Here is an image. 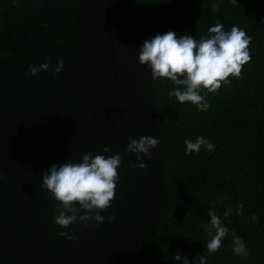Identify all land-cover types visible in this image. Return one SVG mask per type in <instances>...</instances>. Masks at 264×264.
Wrapping results in <instances>:
<instances>
[{"label":"trees","instance_id":"16d2710c","mask_svg":"<svg viewBox=\"0 0 264 264\" xmlns=\"http://www.w3.org/2000/svg\"><path fill=\"white\" fill-rule=\"evenodd\" d=\"M262 18L264 0H0V264H182L177 253L193 264L207 254L208 210L249 255L237 256L229 235L207 264H264ZM217 22L253 38L252 59L200 111L168 96L177 86L152 79L139 47L168 31L198 40ZM58 59V74H27ZM142 135L159 147L133 170L128 138ZM201 135L215 150L186 154L184 141ZM85 153L123 158L116 199L101 213L116 218L62 229L43 173Z\"/></svg>","mask_w":264,"mask_h":264},{"label":"clouds","instance_id":"9594fccd","mask_svg":"<svg viewBox=\"0 0 264 264\" xmlns=\"http://www.w3.org/2000/svg\"><path fill=\"white\" fill-rule=\"evenodd\" d=\"M236 0H233L235 3ZM212 11L219 10V5L212 4ZM264 23V18L261 19ZM252 37L245 30L235 25L225 30L222 23L217 22L207 29V35L194 39L192 35L177 36L175 32L157 33L150 40H145L139 47V63L146 65L154 81H171L175 87L168 92V96L175 97L181 104L190 102L200 111H207L210 107L208 95L217 94L221 85L229 86L234 79H242L243 66L252 59L250 44ZM64 62L58 59L53 66L50 61L40 65H29V75H37L41 71L52 69L54 74L63 70ZM126 151L135 153L138 163L130 164L133 170L139 167L146 169L143 158L151 159L153 148L159 147V140L142 135L138 139L128 138ZM186 154H199L202 148L209 153L215 150V144L204 136H198L195 141L186 139ZM105 153L110 151L108 146L103 148ZM123 158L120 154L111 156L85 153L81 161L67 160L63 164H52L50 169L43 173L41 188L50 193L56 203L57 214L53 223L62 229H69L74 223L80 222L85 227L89 223L99 225L112 222L116 213L105 217L101 213L111 207L116 199V186L119 180L118 169L122 166ZM0 179H3L0 174ZM243 204L238 205V215H243ZM232 212L228 207L223 215L228 217ZM210 220L204 225V230L211 239L206 244V255H198L193 264H207L208 256L215 254L221 248L225 237H232V251L247 258L249 253L243 239L233 229L231 232L224 225L221 216L215 210H208ZM249 219L258 222L259 217L252 214ZM58 236L68 240L77 237L69 232L60 231ZM174 259L189 264L186 256L177 253Z\"/></svg>","mask_w":264,"mask_h":264}]
</instances>
